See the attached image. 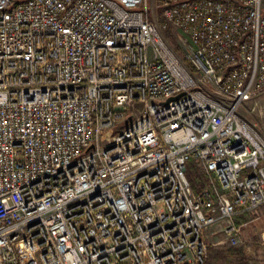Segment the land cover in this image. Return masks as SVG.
Segmentation results:
<instances>
[{"label":"built area","instance_id":"2783aa9c","mask_svg":"<svg viewBox=\"0 0 264 264\" xmlns=\"http://www.w3.org/2000/svg\"><path fill=\"white\" fill-rule=\"evenodd\" d=\"M263 99L264 0H0V264H207L215 226L242 247Z\"/></svg>","mask_w":264,"mask_h":264},{"label":"rangeland","instance_id":"374dc122","mask_svg":"<svg viewBox=\"0 0 264 264\" xmlns=\"http://www.w3.org/2000/svg\"><path fill=\"white\" fill-rule=\"evenodd\" d=\"M176 35V32L170 34L174 46H177ZM250 108L251 105L246 103L242 115L264 137V99L261 108L253 111H250ZM187 177L195 188L200 187L203 182L202 174L194 160L187 164ZM237 222L245 240L242 247L231 248L227 237L218 226L206 233L208 249L217 254L214 261L208 255V264H264V208L245 214L238 218ZM230 250H235V254L229 253Z\"/></svg>","mask_w":264,"mask_h":264},{"label":"trees","instance_id":"16d2710c","mask_svg":"<svg viewBox=\"0 0 264 264\" xmlns=\"http://www.w3.org/2000/svg\"><path fill=\"white\" fill-rule=\"evenodd\" d=\"M240 217H242V216H240ZM240 217H239V218H240ZM237 224H239V223L237 222ZM238 226H239V225H238ZM235 252H236L235 250H230L229 253H231V254L233 255V254H235ZM209 255L211 256V260L214 261V260L217 259V256H216L217 254H216L214 251H212V249H210V248H209ZM207 264H208V260H207Z\"/></svg>","mask_w":264,"mask_h":264},{"label":"water","instance_id":"95a60500","mask_svg":"<svg viewBox=\"0 0 264 264\" xmlns=\"http://www.w3.org/2000/svg\"><path fill=\"white\" fill-rule=\"evenodd\" d=\"M179 97H177V98H174V99H178ZM168 102H170V100H168L165 104H167Z\"/></svg>","mask_w":264,"mask_h":264}]
</instances>
